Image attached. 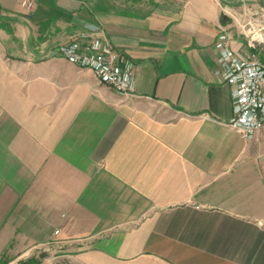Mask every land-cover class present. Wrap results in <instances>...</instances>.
Returning <instances> with one entry per match:
<instances>
[{"label": "crops", "instance_id": "1", "mask_svg": "<svg viewBox=\"0 0 264 264\" xmlns=\"http://www.w3.org/2000/svg\"><path fill=\"white\" fill-rule=\"evenodd\" d=\"M23 1L0 0V264H264V131L229 127L216 74L259 0ZM91 39L133 64L134 96L62 56Z\"/></svg>", "mask_w": 264, "mask_h": 264}, {"label": "built area", "instance_id": "2", "mask_svg": "<svg viewBox=\"0 0 264 264\" xmlns=\"http://www.w3.org/2000/svg\"><path fill=\"white\" fill-rule=\"evenodd\" d=\"M28 11L35 8L34 0H24ZM246 37L248 53L233 48L230 36L223 32L217 48L219 51L216 74L232 88L233 113L229 127L242 139L251 141L264 131V10L249 8L237 21ZM90 34H97L96 25H88ZM66 61L90 70L102 84L123 96H134L136 80L131 62L120 60L107 40H78L61 48Z\"/></svg>", "mask_w": 264, "mask_h": 264}, {"label": "rangeland", "instance_id": "3", "mask_svg": "<svg viewBox=\"0 0 264 264\" xmlns=\"http://www.w3.org/2000/svg\"><path fill=\"white\" fill-rule=\"evenodd\" d=\"M55 246H57V244H55ZM53 249H49V250L46 249L44 254L31 256L30 259L38 260L40 262L39 264H42L43 262H44L43 264H77L76 259H74V257L72 256L62 257L67 255L63 252V249H54V250ZM26 261L21 262V264H23Z\"/></svg>", "mask_w": 264, "mask_h": 264}, {"label": "trees", "instance_id": "4", "mask_svg": "<svg viewBox=\"0 0 264 264\" xmlns=\"http://www.w3.org/2000/svg\"><path fill=\"white\" fill-rule=\"evenodd\" d=\"M40 262L36 259H30L24 262L23 264H39Z\"/></svg>", "mask_w": 264, "mask_h": 264}, {"label": "water", "instance_id": "5", "mask_svg": "<svg viewBox=\"0 0 264 264\" xmlns=\"http://www.w3.org/2000/svg\"><path fill=\"white\" fill-rule=\"evenodd\" d=\"M259 4H260L261 9L264 10V0H259Z\"/></svg>", "mask_w": 264, "mask_h": 264}]
</instances>
